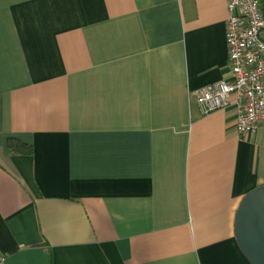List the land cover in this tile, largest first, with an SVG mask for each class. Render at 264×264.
<instances>
[{"label":"crops","instance_id":"0c3cea01","mask_svg":"<svg viewBox=\"0 0 264 264\" xmlns=\"http://www.w3.org/2000/svg\"><path fill=\"white\" fill-rule=\"evenodd\" d=\"M227 18L226 0H0L5 264H250L235 216L264 187V127L195 100L231 79Z\"/></svg>","mask_w":264,"mask_h":264},{"label":"built area","instance_id":"2783aa9c","mask_svg":"<svg viewBox=\"0 0 264 264\" xmlns=\"http://www.w3.org/2000/svg\"><path fill=\"white\" fill-rule=\"evenodd\" d=\"M226 47L230 80L195 92L203 114L222 110L232 101L240 136L264 127V16L260 0H226ZM6 256L0 254V264Z\"/></svg>","mask_w":264,"mask_h":264},{"label":"water","instance_id":"95a60500","mask_svg":"<svg viewBox=\"0 0 264 264\" xmlns=\"http://www.w3.org/2000/svg\"><path fill=\"white\" fill-rule=\"evenodd\" d=\"M236 244L250 264H264V187L247 194L236 216Z\"/></svg>","mask_w":264,"mask_h":264},{"label":"trees","instance_id":"16d2710c","mask_svg":"<svg viewBox=\"0 0 264 264\" xmlns=\"http://www.w3.org/2000/svg\"><path fill=\"white\" fill-rule=\"evenodd\" d=\"M9 148H10L12 153L13 152H15V153H17V152L28 153V150L25 149L23 145L18 144V142L13 141V140L9 141ZM24 149H25V151H24Z\"/></svg>","mask_w":264,"mask_h":264}]
</instances>
